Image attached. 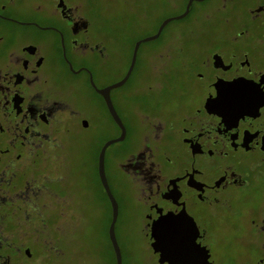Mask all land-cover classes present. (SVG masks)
Returning a JSON list of instances; mask_svg holds the SVG:
<instances>
[{
	"label": "flooded vegetation",
	"instance_id": "flooded-vegetation-1",
	"mask_svg": "<svg viewBox=\"0 0 264 264\" xmlns=\"http://www.w3.org/2000/svg\"><path fill=\"white\" fill-rule=\"evenodd\" d=\"M98 1L0 0V264H264V0H133L119 122Z\"/></svg>",
	"mask_w": 264,
	"mask_h": 264
},
{
	"label": "rangeland",
	"instance_id": "rangeland-1",
	"mask_svg": "<svg viewBox=\"0 0 264 264\" xmlns=\"http://www.w3.org/2000/svg\"><path fill=\"white\" fill-rule=\"evenodd\" d=\"M100 4V9L104 15L108 10L114 9L117 18V36L118 42L116 47L117 52V62L115 71L112 73H102L98 79L100 81L112 80L118 78L126 67L125 55L127 51V43L136 36L147 35L150 33L158 21L165 17L167 10L159 8L157 4L149 5L147 9L154 8L157 15H150L146 21L139 19L138 10L145 7H140V4L134 2L133 0H115L107 2L106 0H100L97 2ZM140 7V8H139ZM175 21L170 20L166 26H173ZM152 39L144 41L142 47H148L147 44H152ZM76 228V225H75ZM77 233V229H76ZM131 241L128 246L134 251L141 253L143 252V246L140 243V238H142L140 233H130ZM141 254H136L133 257V262L139 263L141 261ZM84 264H98L92 257H87Z\"/></svg>",
	"mask_w": 264,
	"mask_h": 264
},
{
	"label": "water",
	"instance_id": "water-1",
	"mask_svg": "<svg viewBox=\"0 0 264 264\" xmlns=\"http://www.w3.org/2000/svg\"><path fill=\"white\" fill-rule=\"evenodd\" d=\"M189 1L190 0L187 1V5H188ZM185 11H186V9H185ZM185 11H183L179 15H182ZM179 15L164 17L160 21V23L158 24L157 29H156V31L154 33L149 34V35H146V36H143V37L135 40V42L133 44L132 56H131L130 62L128 64V67H127L124 75L119 80H116L115 82H113L111 84H108V85H106L104 87H101V88H97V90L100 91L104 95L105 101H106V103L108 105V108L110 109L111 114L113 115V117L115 119H117L118 122H119V120H118L119 118H118L116 112L114 111V109H113V107H112V105H111V103L109 101L108 95H107L108 88L111 87V86H117V85L121 84L124 81V79L127 77L128 73H129V71H130V69H131V67L133 65L134 54H135V51H136V47H137L138 42L141 41V40H148V39L154 38L155 36H157L160 28L165 24V22H167L172 17H177ZM120 137H121V134L118 137H116L115 139H118ZM104 145H105V143L103 144V147H104ZM103 147H102V149H103ZM99 167H102V150H101L100 155H99ZM115 216H116V204L113 201V204H112V216H111V221H110V224H109V233L111 234V237H113L112 223H113V221L115 219ZM150 234L153 237V240L151 241V245L153 246L154 250H157L159 248L158 246H159V243H160L161 235L159 233H156V232H153V231ZM115 247H117L116 243H115ZM117 251H118V249H117ZM161 254L162 253H160V255Z\"/></svg>",
	"mask_w": 264,
	"mask_h": 264
}]
</instances>
